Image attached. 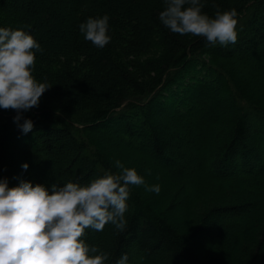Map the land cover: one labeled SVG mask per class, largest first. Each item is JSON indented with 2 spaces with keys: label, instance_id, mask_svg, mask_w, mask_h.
<instances>
[{
  "label": "trees",
  "instance_id": "16d2710c",
  "mask_svg": "<svg viewBox=\"0 0 264 264\" xmlns=\"http://www.w3.org/2000/svg\"><path fill=\"white\" fill-rule=\"evenodd\" d=\"M217 6L237 9L234 44L170 31L163 0H0V25L28 26L33 74L52 84L27 134L0 108V178L87 183L120 160L160 185H131L124 230H85L110 264H264V0L203 10ZM104 13L99 48L79 24Z\"/></svg>",
  "mask_w": 264,
  "mask_h": 264
},
{
  "label": "clouds",
  "instance_id": "9594fccd",
  "mask_svg": "<svg viewBox=\"0 0 264 264\" xmlns=\"http://www.w3.org/2000/svg\"><path fill=\"white\" fill-rule=\"evenodd\" d=\"M208 0H163L161 23L181 35L203 36L209 46H227L238 40V12L235 7L204 11ZM28 26L0 25V108L16 110L13 121L24 133L35 122L25 112L38 107L42 94L52 84L33 74L41 43ZM86 40L99 48L112 39L110 15L88 16L79 24ZM118 171L105 170L87 183H33L20 179L10 185L0 178V264H110V253L83 238L85 230L103 231L106 224L118 230L127 225L125 213L131 185H144L147 191H160V185L147 184L135 167L116 160ZM21 167L28 169L29 163ZM115 264H130L123 253Z\"/></svg>",
  "mask_w": 264,
  "mask_h": 264
}]
</instances>
